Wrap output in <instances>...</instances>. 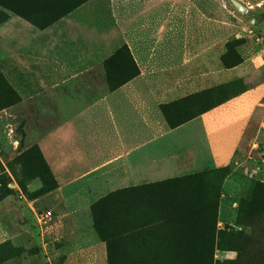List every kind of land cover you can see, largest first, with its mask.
Instances as JSON below:
<instances>
[{"label":"rangeland","instance_id":"1","mask_svg":"<svg viewBox=\"0 0 264 264\" xmlns=\"http://www.w3.org/2000/svg\"><path fill=\"white\" fill-rule=\"evenodd\" d=\"M39 13L63 15L41 29L23 17ZM261 48L264 0H0V264H102L89 250L105 246L95 233L68 231V213L105 193L95 175L76 178L88 166L69 125L77 112L136 70L160 86L204 69L206 89L159 106L177 125L263 91L264 62L253 58ZM248 113L221 165L143 184L108 205L102 227L116 229L125 215L129 227L142 225L109 241L110 264H239L241 252L254 261L248 225L264 214V144L255 142L264 127L251 138L264 118L253 103Z\"/></svg>","mask_w":264,"mask_h":264},{"label":"crops","instance_id":"2","mask_svg":"<svg viewBox=\"0 0 264 264\" xmlns=\"http://www.w3.org/2000/svg\"><path fill=\"white\" fill-rule=\"evenodd\" d=\"M253 58L255 64L264 62V49L256 51ZM245 61L243 56L242 62L228 72H236ZM180 65L182 69L190 66L186 60ZM203 71L197 75L184 73L181 78L171 75L168 85L149 86L143 70L139 69L135 78L108 90L73 116L69 125L88 165L76 178L95 175L96 188L105 190L82 209L68 213V231L74 238L83 237L86 232L94 233L89 207L102 196L221 165L233 143L241 140L252 103L254 108L260 107L264 118V102L248 100L252 96L256 98L258 93L264 96V90L255 89L169 126L159 106L206 89L208 86L202 84H206L208 72ZM253 126L256 132L251 139L254 140L264 121L260 119ZM256 140L257 144H264ZM254 146L255 143L251 144L250 150ZM89 250L96 251L97 260L101 258L100 262L106 263L102 243L90 245Z\"/></svg>","mask_w":264,"mask_h":264},{"label":"trees","instance_id":"3","mask_svg":"<svg viewBox=\"0 0 264 264\" xmlns=\"http://www.w3.org/2000/svg\"><path fill=\"white\" fill-rule=\"evenodd\" d=\"M62 15L63 14H58L51 19H47L50 16L45 18L44 14H40V16H43V17H41L40 21H36L35 19H33L30 16H23V17L26 19L27 22H29L33 26L41 29V28L46 27L49 23L59 19ZM137 75H138V72L136 70V72L133 75H131L129 77H125L120 82L110 86L109 90H113L114 88L126 83L127 81L131 80L132 78H134ZM192 95L193 94L188 95V96L184 97L183 99L189 98ZM164 105H167V104H164ZM160 110L162 111V108H160ZM201 112H203V111H201ZM169 126H171V125L169 124ZM141 189H142L141 186H138V187L122 189V190H117V191L108 193V194L102 196L101 198H99L98 200H96L89 207L91 218H92V229H93L94 233L100 238V241L105 244L107 264H110V257L108 255V252L110 249L109 248V241L116 236H121V235L123 236L126 234H130V232H134V230L138 231L142 225L134 224L133 227H129V225L132 222H134V218H130V216L125 215V217L127 219L123 220L121 226L118 225V227L116 229L114 226H110V227L107 226L104 228L100 225V223L98 222V219L100 216H105L106 208L108 207V205L110 203H112V201L117 200V198L119 196H122L125 194H131V193L134 194V193L139 192ZM148 210H150L151 213L157 212V208H155V207H153L152 211H151V207H148ZM159 210L160 209L158 206V211ZM257 220H258V222L253 221V222H251V225L250 224L248 225L250 231H252L251 233L254 234L252 242L254 243L255 247H254V250L249 253V255L254 258V261L252 260V262L249 263L248 257H246V255H243L241 252L238 255V263L239 264H264V214L259 216ZM147 223H149V225L153 224L154 220H150V221L148 220Z\"/></svg>","mask_w":264,"mask_h":264},{"label":"built area","instance_id":"4","mask_svg":"<svg viewBox=\"0 0 264 264\" xmlns=\"http://www.w3.org/2000/svg\"><path fill=\"white\" fill-rule=\"evenodd\" d=\"M51 216V213L49 212V211H45V212H43L40 216H39V218L42 220V219H46V218H49Z\"/></svg>","mask_w":264,"mask_h":264}]
</instances>
